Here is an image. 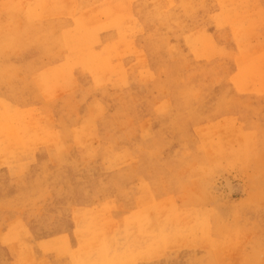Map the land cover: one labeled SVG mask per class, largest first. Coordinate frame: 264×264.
I'll use <instances>...</instances> for the list:
<instances>
[{"label":"rangeland","instance_id":"rangeland-1","mask_svg":"<svg viewBox=\"0 0 264 264\" xmlns=\"http://www.w3.org/2000/svg\"><path fill=\"white\" fill-rule=\"evenodd\" d=\"M116 1L0 0V264H264V0Z\"/></svg>","mask_w":264,"mask_h":264},{"label":"bare ground","instance_id":"bare-ground-1","mask_svg":"<svg viewBox=\"0 0 264 264\" xmlns=\"http://www.w3.org/2000/svg\"><path fill=\"white\" fill-rule=\"evenodd\" d=\"M54 1L59 2L60 0H54ZM115 1H116V0H115ZM168 1H170V0H168ZM168 1H167V4H168ZM220 1H221V0H220ZM220 1H219V2H220ZM116 2H117V1H116ZM128 2H129V0H128ZM55 4H56V3H55ZM58 4H59V3H58ZM106 5H107V4H106ZM114 5H115V7H116V4H114ZM170 5H171V4H170ZM108 6H109V5H108ZM109 8H110V7H109ZM167 8H168V6H167ZM238 8H239V7H238ZM116 9H117V10H116V13H117L118 8L116 7ZM112 10H113V9H112ZM73 11H74V10H73ZM73 11H72V13H73ZM113 11H114V10H113ZM70 13H71V12H70ZM70 13H69V14H70ZM112 13H113V12H112ZM114 13H115V12H114ZM116 13H115V14H116ZM69 14H68V15H69ZM95 14H97V13H95ZM115 14H114V16H115ZM129 14H130V13H129ZM231 14H232V12H231ZM97 15H99V14H97ZM117 15H118V14H117ZM244 15H245V14H244ZM259 15H260V13H259ZM99 16H100V15H99ZM103 16H104V15H103ZM232 16H233V15H232ZM75 17H77V16H75ZM75 17H73V18H75ZM78 17H79V16H78ZM100 17H101V16H100ZM104 17H105V16H104ZM240 17H241V15H240ZM245 17H246V16H244V19H245ZM79 18H80V17H79ZM102 18H103V17H102ZM228 18H229V17H228ZM241 18H243V17H241ZM80 19H81V18H80ZM244 19H242V20H244ZM107 20H108V18H107ZM107 20H105V21H107ZM109 20H110V19H109ZM127 20H128V19H127ZM129 20H130V19H129ZM228 20H231V19H228ZM237 20H238V18H237ZM122 21H123V20H122ZM110 22H111V21H110ZM127 22H129V21H127ZM138 22H139V20H138ZM122 23H123V22H121V24H122ZM125 23H126V22H125ZM126 25H127V24H126ZM126 25H124V26H126ZM119 26H122V25H119ZM119 26H118V27H119ZM138 26H139V25H138ZM140 26L143 27L142 24H141ZM140 26H139V27H140ZM232 26H233V25H232ZM132 27H133V26H132ZM134 27H135V26H134ZM231 28H232V27H231ZM233 28H234V27H233ZM118 29L120 30L121 27L118 28ZM131 29H134V28H131ZM142 29H143V28H142ZM234 29H235V28H234ZM122 31L125 32V30H123V28H122ZM126 31H127V30H126ZM238 31H239V30L237 29L236 36H237V34H239ZM120 32H121V31H120ZM124 32H121V33H124ZM127 32H128V31H127ZM127 32H125L124 35H126ZM129 32H130V31H129ZM234 32H235V30H234ZM131 34H135V33H132V32H131ZM131 34H128V35H131ZM120 35H121V34H120ZM124 35H123V36H124ZM239 35H240V34H239ZM131 36H132V35H131ZM133 36H134V35H133ZM133 36H132V37H133ZM246 36H247V35H246ZM246 36H245V37H246ZM121 37H122V36H120V38H121ZM124 37H125V36H124ZM132 37H131V38H132ZM243 37H244V36H243ZM128 40H130V39H128ZM132 40H133V39H132ZM207 44H209V43H207ZM202 47H203V46H202ZM205 47H208V45H207V46H204V48H205ZM121 48H122V45H121ZM201 49H202V48H199L198 50H201ZM205 49H207V48H205ZM120 50H121V49H120ZM135 50H136V49H135ZM121 51H122V50H121ZM209 51H210V50H209ZM135 52H136V51H135ZM225 52H226V51H225ZM210 53H211V51H210ZM231 53H232V52H229L228 54H229V55H232ZM244 53H245V50H244ZM142 54H143V53H142ZM101 55H102V54H101ZM218 55H219V54H218ZM225 55H227V54H225ZM242 55H243V53H242ZM142 56H144V55H141L140 57H142ZM242 57H243V56H242ZM99 58H100V56H99ZM111 58H112V57H111ZM263 58H264V57H263ZM140 59H141V58H140ZM243 59H244V58H243ZM260 59H261V58H260ZM260 59H259V62H260ZM92 60H93V62H92L93 65H94V66L96 65V66L98 67L99 64L96 63L94 59H92ZM92 60H90V62H91ZM111 60H112V59H111ZM237 60H239V59H237ZM245 60H246V59H244V61H243L242 63H244ZM140 62H141V61H140ZM144 62H145L144 64H146V61H145V60H144ZM236 62H237V61H236ZM249 62H250V59H249ZM259 62H256V61H255V62H252V64H254V63H259ZM261 62H262V61H261ZM237 63H238V62H237ZM238 64H239V63H238ZM244 64H246V63H244ZM244 64H243V65H244ZM262 64H263V63H262ZM262 64L260 63V65H262ZM239 65H240V64H239ZM256 65H258V64H256ZM138 66H139V65H138ZM240 66H242V64H241ZM240 66H239V67H240ZM258 66H259V65H258ZM97 67H96V68H97ZM261 67H263V66H261ZM139 68H140V66H139ZM253 68H254V66H253ZM255 68H256V71H259V70H257V67H255ZM258 68H259V67H258ZM134 70H135V69H134ZM144 70H146V69H144ZM144 70H143V71H144ZM260 70H261V69H260ZM105 71H106V70H105ZM106 72H108V70H107ZM116 72H117V71H116ZM254 72H255V70H254ZM260 72H264L263 69H262V71H260ZM260 72H259V73H260ZM138 73H139V72H138ZM147 73H148V72H147ZM241 73H242V72H241ZM243 73H244V72H243ZM250 73H253V72H250ZM256 73H257V72H256ZM104 74H105V72H104ZM106 74H107V73H106ZM106 74H105V75H106ZM135 74H136V73H135ZM142 74H143V73H142ZM142 74H141V75H142ZM144 74H145V73H144ZM253 74H254V73H253ZM253 74H252V75H253ZM58 75H59V74H58ZM102 75H103V74H102ZM107 75H109V73H108ZM136 75H137V74H136ZM247 75L251 76L249 73H248ZM254 75H255V74H254ZM260 75H261V74H260ZM128 76H129V75H128ZM145 76H146V75H144V78L146 79L148 76H146V77H145ZM222 76H223V75H222ZM256 76L258 77V74H257ZM261 76H262V75H261ZM59 77H60V76H59ZM103 77H104V76H103ZM116 77H117V76H116ZM140 77H141V76H140ZM219 77H220V76H219ZM219 77H218V78H219ZM233 77H234V75H233ZM246 77H247V76H246ZM137 78H138V76H137ZM258 78H259V77H258ZM102 79H103V78H102ZM106 79H107V78H106ZM112 79H113V78H112ZM138 79H139V78H138ZM244 79H245V77H244ZM228 80H229V78H228ZM250 80H251V79H250ZM250 80H249V78H248V81H250ZM260 80H262V78H261ZM144 81H145V80H144ZM245 81H246V80H245ZM252 81L254 82V80H252ZM255 82H256V81H255ZM255 82H254V83H255ZM250 83H251V82H250ZM251 85H252V84H251ZM253 85H254V84H253ZM253 85H252V87H253ZM258 85H259V82H258ZM261 85L263 86L264 84L261 83ZM261 85H260V86H261ZM248 86H249V85H248ZM260 86H258L259 89H260V88L262 89V87H260ZM249 87H251V86H249ZM249 87H248V88H249ZM255 87H257V86H255ZM255 87H254V88H255ZM261 89H260V90H261ZM263 89H264V88H263ZM56 91H57V89H56ZM49 111H50V110H49ZM50 115H52V114H50ZM50 115H48V116H50ZM14 117H15V116H14ZM14 117H12V118H14ZM16 118H17V117H16ZM34 118H35V117H34ZM41 118H42V117H40V120H43V119H41ZM54 118H55V117H54ZM14 119H15V118H14ZM14 119H11V120H12V121H16V120H14ZM50 120H51V119H50ZM12 121H9V124H10V122L12 123ZM52 121H53V120H52ZM27 122H29V121H27ZM31 123H32V122H31ZM31 123H29V124H31ZM33 124H35V123L33 122ZM33 124H31V125H33ZM16 126H17V125H16ZM24 126H25V127L28 126L27 123H26V125H24ZM12 127H13V123H12ZM29 127H30V126H29ZM13 128H14V127H13ZM15 128L17 129V127H15ZM26 128H28V127H26ZM39 128H40V126H39ZM239 128H240V127H239ZM239 128H238V129H239ZM6 129H7V128H6ZM235 129H236V128H235ZM14 130H15V129H14ZM14 130H13V131H14ZM44 130H45V129H44ZM44 130H43V131H44ZM52 130H53V129H52ZM240 130H241V129H240ZM11 131H12V130H11ZM11 131H10V132H11ZM43 131H42V132H43ZM237 131H238V130H237ZM256 131H257V130H256ZM2 132H3V131H2ZM6 132H8V131H6ZM14 132H15V131H14ZM14 132H12V133H14ZM19 132H20V131H19ZM36 132H37V131H36ZM39 132H40V130H39ZM238 132H240V131H238ZM3 133H4V132H3ZM3 133H2V134H3ZM16 133H17V130H16V132H15L14 135H16ZM41 134H42V133H41ZM41 134H40V135H41ZM239 134H240V133H239ZM0 135H1V134H0ZM10 135L12 136L13 134L10 133ZM17 135H18V134H17ZM17 135H16V138L19 136V135H18V136H17ZM26 135H27V134H26ZM42 135H43V134H42ZM240 135H241V134H240ZM240 135L238 136V138H239V137H240V138L242 137V135H241V136H240ZM24 136H25V135H24ZM24 136H23V138H24ZM35 137H36V136H35ZM46 137H47V136H46ZM46 137H45V138H46ZM18 138H19V137H18ZM18 138H17V139H18ZM43 138H44V137H43ZM101 138H102V137H101ZM240 138H239V139H240ZM242 138H243V137H242ZM242 138H241V139H242ZM19 139H20V138H19ZM19 139H18V140H19ZM26 139H27V137H26ZM49 139H50V138H49ZM51 139H52V137H51ZM239 139H238V140H239ZM21 140H23V139H21ZM21 140H19V141L21 142ZM31 141H32V140H31ZM34 141H35V140H34ZM47 141H48V140H47ZM51 141H53V139H52ZM12 142H13V140H11V143H12ZM15 142H16V141H15ZM22 142H23V141H22ZM32 142H33V141H32ZM49 142H50V141H49ZM113 142H114V141H113ZM238 142H239V141H238ZM243 142H244V141H243ZM110 143H112V142H110ZM110 143H109V145H110ZM14 144H15V143H14ZM38 144H40V143H38ZM38 144H37V145H38ZM242 144H244V143H242ZM7 145H8V144H7ZM7 145H6V148H7ZM22 145H23V147H24V143H23ZM27 145H28V144H27ZM30 145H31V144H30ZM8 146H10V145H8ZM31 146H35V145H31ZM86 146H87V145H86ZM104 146H106V145H104ZM243 146H244V145H243ZM23 147H21V148H23ZM107 147H108V146H107ZM109 147H110V146H109ZM9 148H10V147H9ZM9 148H8V149H9ZM19 148H20V147H19ZM25 148H26V147H25ZM236 148H237V147H236ZM238 148L240 149V146H239ZM4 149H5V148H4ZM27 149H28V148H27ZM244 149H245V148H244ZM237 150H238V149H237ZM7 151H8V150H7ZM240 151H241V150H240ZM4 152H6V151H4ZM106 152H107V151H106ZM219 154H220V152H219ZM244 154H245V153H244ZM221 155H222V154H221ZM238 156H239V155H238ZM78 208H79V207H78ZM82 208H83V207H82ZM75 209H76V208H75ZM81 210H83V209H81ZM98 210H99V209H98ZM189 211H190V210H189ZM96 212H97V211H95V213H96ZM79 213H81V212H79ZM97 213H98V212H97ZM77 214H78V213H77ZM183 214H184V213H183ZM187 214H188V212H187ZM74 215H76V213H75ZM176 215H177V214H176ZM181 215H182V214H181ZM178 216H179V215H178ZM184 216H185V215H184ZM187 216H188V215H187ZM97 217L99 218V216H97ZM176 217H177V216H176ZM181 217H182V216H181ZM83 219H84V218H83ZM168 219H169V218H168ZM168 219H167V220H168ZM171 219H172V217H171ZM192 219H193V218H192ZM192 219H191V220H192ZM172 220H173V219H172ZM172 220H171V221H172ZM178 221H179V220H178ZM182 221H183V220H182ZM97 222H99V221H97ZM97 222H96V223H97ZM100 222H101V220H100ZM176 222H177V221H176ZM93 223H94V222H93ZM96 223H95V225H96L95 227H97V224H96ZM123 223H124V222H123ZM123 223H122V225H123ZM166 223H167V222H166ZM177 223H178V222H177ZM98 224H99V223H98ZM101 224H102V223H101ZM104 224H105V223H104ZM179 224H180V223H179ZM184 224H185V223H184ZM167 225H168V224H167ZM195 225H196V224H195ZM131 226H132V225H131ZM86 227H87V226H86ZM93 227H94V226H93ZM93 227H92V228H93ZM95 227H94V228H95ZM134 227H135V226H134ZM171 227H172V226H171ZM191 227H193V226H191ZM94 228H93V229H94ZM98 228H99V227H98ZM130 229H131V228H130ZM186 229H187V227H186ZM201 229H202V228H200V231H201ZM95 230H97V229L95 228ZM139 230H140V229H139ZM93 231H94V230H93ZM136 231H137V230H136ZM140 231H141V230H140ZM140 231H139V232H140ZM186 231H187V230H186ZM133 232H134V233H137V232H135V231H133ZM139 232H138V233H139ZM138 233H137V234H138ZM195 233H196V232H195ZM99 234H100V233H99ZM128 234H129V233H128ZM131 234H132V232H131L129 235H131ZM204 235H205V234H204ZM98 236H99V235H98ZM141 236H142V235H140V237H141ZM133 237L136 239V236L132 235V238H133ZM145 237H146V235H145ZM158 237H159V236H158ZM158 237H157V240L159 239V240L161 241L162 239H160V237H159V238H158ZM96 238H97V237H96ZM99 238H100V236H99ZM105 238H106V237H105ZM107 238H108V237H107ZM110 238H111V237H110ZM128 238H129V237H128ZM130 238H131V237H130ZM134 238H133L132 240H133V241H136ZM141 238H142V237H141ZM24 239H25V238H24ZM85 239H87V238H85ZM118 239H120V238H118ZM139 239H140V238H139ZM149 239H150V238H149ZM167 239H168V238H167ZM172 239H173V238H172ZM172 239H170V240L168 239V240L171 241ZM87 240H88V239H87ZM108 240H109V242L112 241V240H110V239H108ZM108 240H107V241H108ZM115 240H116V238H115ZM123 240H124V239H123ZM140 240H141V239H140ZM142 240H143V238H142ZM142 240H141V243H142ZM150 240H151V239H150ZM81 241H82V240H81ZM81 241H80V242H81ZM85 241H86V240H85ZM85 241H84V243H85ZM129 241H131V240H129ZM151 241H152V240H151ZM154 241H156V240L154 239ZM154 241H152V243H154ZM109 242H106V243H107V246H108V243H109ZM131 242H132V241H131ZM131 242H130V243H131ZM139 242H140V241H139ZM148 242H149V241H147V243H148ZM162 242H163V241H162ZM162 242H160V243L162 244ZM15 243H16V242H15ZM145 243H146V242H145ZM156 243H157V242H155V244H156ZM158 243H159V242H158ZM85 244H86V243H85ZM114 244L116 245V242H115ZM124 244H125V243H124ZM136 244H137V243H136ZM136 244H135V245H136ZM143 244H144V242H143ZM149 244H151V243H149ZM18 245H19V244H18ZM18 245H17V246H18ZM81 245H82V243H81ZM109 245H110V244H109ZM115 245H114V246H115ZM84 246H85V245H84ZM136 246H137V245H136ZM22 247H23V246H22ZM138 247H139V246H138ZM85 248H86V247H85ZM135 248H137V247H135ZM144 248H145V247H144ZM27 249H28V247H27ZM27 249H26V252H27ZM94 249H95V248H94ZM97 249H98V248H97ZM18 250H19V249H18ZM20 250H22V248H21ZM20 250H19V251H20ZM24 250H25V248H24ZM24 250H22V251H24ZM111 250H113V249H111ZM130 250H132V249H130ZM130 250H128V251H130ZM137 250H138V249H137ZM140 250H142V249H140ZM19 251H18V252H19ZM107 251L111 252L110 250H107ZM132 251H133V250H132ZM126 252H127V251H126ZM134 252H136V251L134 250L132 253L130 252V253L133 255V257L135 256ZM31 253H32V252H30L29 255H31ZM94 253H95V252H94ZM130 253H129V254H130ZM138 253H139V252H138ZM143 253H144V252H143ZM118 254H119V253H118ZM26 255H28V253H27ZM29 255H28V256H29ZM81 255H82V254H81ZM108 255H109V253H107V256H108ZM123 255H124V254H123ZM28 256H26L27 258L25 257L24 259H28V260L30 261V256H29V257H28ZM32 256H33V255H32ZM109 256H110V255H109ZM124 256H126V255H124ZM124 256H122V257L124 258ZM127 256H128V255H127ZM23 257H24V256H23ZM23 257H22V258H23ZM97 258H98V257H97ZM116 258H117V257H116ZM123 258H122V259H123ZM98 259H99V258H98ZM98 259H97V260H98ZM117 259H119V257H118ZM22 260H23V259H22ZM28 260H25V261H28ZM109 261H110V260H109ZM23 263H24V261H23ZM25 263H26V262H25ZM29 263H30V262H29ZM96 263H97V262H96ZM96 263H95V264H96ZM108 263H109V262H108ZM27 264H28V263H27Z\"/></svg>","mask_w":264,"mask_h":264}]
</instances>
